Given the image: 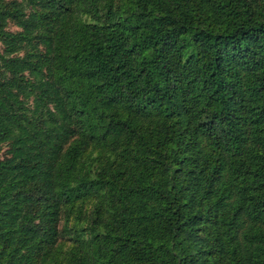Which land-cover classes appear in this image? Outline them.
Instances as JSON below:
<instances>
[{
    "label": "trees",
    "instance_id": "obj_1",
    "mask_svg": "<svg viewBox=\"0 0 264 264\" xmlns=\"http://www.w3.org/2000/svg\"><path fill=\"white\" fill-rule=\"evenodd\" d=\"M0 264H264V0H0Z\"/></svg>",
    "mask_w": 264,
    "mask_h": 264
},
{
    "label": "rangeland",
    "instance_id": "obj_2",
    "mask_svg": "<svg viewBox=\"0 0 264 264\" xmlns=\"http://www.w3.org/2000/svg\"><path fill=\"white\" fill-rule=\"evenodd\" d=\"M10 29L11 30H17L18 28L13 24V23H11L10 24ZM6 146H4V150H3V152H5V150H6ZM3 152H2V154H3ZM64 225H65V219H63L62 221H61V224H60V228L63 230L64 229ZM68 232L67 231H63V235H62V241H65L66 242V246L67 247H69L70 245H71V243H72V241L71 240H69L70 238H69V236H68Z\"/></svg>",
    "mask_w": 264,
    "mask_h": 264
}]
</instances>
